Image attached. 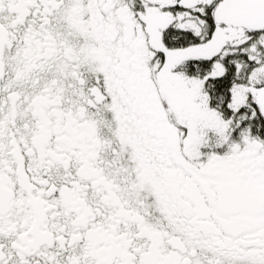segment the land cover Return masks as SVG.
I'll list each match as a JSON object with an SVG mask.
<instances>
[{
    "label": "snow or ice",
    "instance_id": "1",
    "mask_svg": "<svg viewBox=\"0 0 264 264\" xmlns=\"http://www.w3.org/2000/svg\"><path fill=\"white\" fill-rule=\"evenodd\" d=\"M0 264H264V0H0Z\"/></svg>",
    "mask_w": 264,
    "mask_h": 264
}]
</instances>
